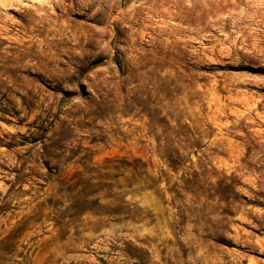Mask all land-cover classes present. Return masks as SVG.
Here are the masks:
<instances>
[{
    "label": "rangeland",
    "instance_id": "rangeland-1",
    "mask_svg": "<svg viewBox=\"0 0 264 264\" xmlns=\"http://www.w3.org/2000/svg\"><path fill=\"white\" fill-rule=\"evenodd\" d=\"M0 264H264V0H0Z\"/></svg>",
    "mask_w": 264,
    "mask_h": 264
}]
</instances>
